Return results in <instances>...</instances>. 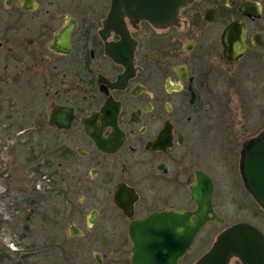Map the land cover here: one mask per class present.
Segmentation results:
<instances>
[{
  "label": "flooded vegetation",
  "instance_id": "1",
  "mask_svg": "<svg viewBox=\"0 0 264 264\" xmlns=\"http://www.w3.org/2000/svg\"><path fill=\"white\" fill-rule=\"evenodd\" d=\"M263 130L264 0H188L163 28L113 0H0V141L52 195L7 208L0 264H86L88 248L92 264H133L131 223L193 210L196 172L214 181L198 142Z\"/></svg>",
  "mask_w": 264,
  "mask_h": 264
},
{
  "label": "water",
  "instance_id": "2",
  "mask_svg": "<svg viewBox=\"0 0 264 264\" xmlns=\"http://www.w3.org/2000/svg\"><path fill=\"white\" fill-rule=\"evenodd\" d=\"M187 2L113 0V12L122 11L133 20H146L163 28L177 22L178 12ZM239 174L246 192L264 211V130L242 145ZM189 189L195 205L193 210H166L131 223L129 239L133 264H177L206 224L223 223L213 207L214 184L210 176L196 172ZM262 253V233L252 225L240 222L222 230L210 249L194 264H229L234 256L246 264H257Z\"/></svg>",
  "mask_w": 264,
  "mask_h": 264
},
{
  "label": "rangeland",
  "instance_id": "3",
  "mask_svg": "<svg viewBox=\"0 0 264 264\" xmlns=\"http://www.w3.org/2000/svg\"><path fill=\"white\" fill-rule=\"evenodd\" d=\"M244 138L239 136L231 142L207 139L197 144V154L204 160L198 162V167L207 170L214 179L213 206L223 223H209L198 233L189 251L191 258L193 256L198 258L213 244L216 236L228 226L239 222L254 223L258 227L264 226V214L245 191L238 171L239 151ZM23 154L18 145L0 141V219L3 214L9 213L7 208L12 207L11 203H14L17 198L52 197L50 193L44 191L46 186L43 183L46 182L47 176L43 179L42 189L34 185L36 177L40 178L38 175L28 174L26 176L28 180L24 181L25 174L20 168ZM78 198L80 196L77 195L76 201L80 203ZM181 204V207L186 209L194 207L190 201ZM84 207L87 209L83 213L87 215L90 206L84 205ZM10 213L16 214V211L12 209ZM79 213V210L75 211V219L79 218ZM1 231L0 225V236ZM69 245L80 248L84 245V239L71 238ZM84 250L87 255L86 264H92L89 253L92 249Z\"/></svg>",
  "mask_w": 264,
  "mask_h": 264
}]
</instances>
